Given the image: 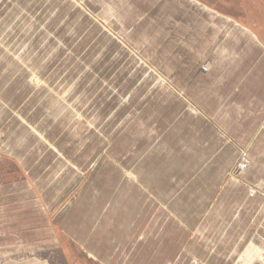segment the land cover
<instances>
[{
  "label": "rangeland",
  "instance_id": "1",
  "mask_svg": "<svg viewBox=\"0 0 264 264\" xmlns=\"http://www.w3.org/2000/svg\"><path fill=\"white\" fill-rule=\"evenodd\" d=\"M107 21L121 23L125 30L112 28ZM252 34L264 37V0L5 1L0 7V184L14 185L16 191L5 187L2 196L16 192V210L25 202L30 204V209L25 208L28 212L44 206L62 244L76 242L68 233L95 249L107 243L112 249L100 252L106 254L105 260L116 253L110 263L123 264L122 246L131 243L126 264H163L155 242L146 251L137 240L146 225L157 231L152 223L156 201L142 211L145 202L136 199L128 179L133 177L124 168H135L147 179V188L156 191L153 176L160 166L173 168L170 164L181 162L180 156L157 153L156 139L148 140L154 136L150 131L157 119L173 120L174 94L189 108L181 90L187 89L191 75L181 69L197 67L207 72L208 60L197 58L206 41L229 40L230 49L245 46L247 51ZM16 55L23 62L18 63ZM44 81L66 89L70 100L90 98L84 115L99 117V123L85 122L79 138L62 132L60 123L49 117L50 99L39 89ZM141 119L148 120V130L141 128ZM37 123L46 132L50 148H41L38 135L31 132L30 124ZM147 140V154L131 153ZM132 155L136 158L126 161ZM251 161L248 147H239L223 182H241L249 195L264 198V178L245 177ZM201 169L196 173L205 174ZM164 185V191L171 190L167 182ZM129 229L132 238L124 242ZM115 231L118 234L110 241L109 232ZM43 236L37 233L35 238ZM82 249L81 256L74 250L69 260L60 248L5 253L20 260L36 255L49 264H108ZM226 253L197 251V258L176 257L168 263L247 261L242 251L237 254L242 258L239 263L236 256L230 259ZM253 264H264V260Z\"/></svg>",
  "mask_w": 264,
  "mask_h": 264
},
{
  "label": "crops",
  "instance_id": "2",
  "mask_svg": "<svg viewBox=\"0 0 264 264\" xmlns=\"http://www.w3.org/2000/svg\"><path fill=\"white\" fill-rule=\"evenodd\" d=\"M5 1L0 0V5H4ZM107 22L112 28L125 30L121 23L115 25L112 21ZM216 39L221 38L216 36ZM228 41L221 39L205 42L204 50L197 58L208 60L207 72H199L197 67L181 69L191 75L187 89L181 90L189 108L180 95L174 94L177 106L173 110V120L168 122L157 119L151 128V135L154 136H149L148 140L153 142L156 139L157 153L180 156L181 162L170 164L173 168L160 164L162 168L160 166L159 172L153 176L156 191L147 188V179L144 180L135 168H124L133 177L128 179L132 182L136 199L145 202L142 211L145 213L148 203L156 201L152 223L157 231L150 230L149 225H146L139 232L137 240L141 250L146 251L151 248L149 243L155 242L158 257L164 261L163 264L165 261L169 264L176 257L177 260L181 257L187 260L189 256L197 258V251L206 254L216 250L228 252L226 256L230 259L236 256L237 263L242 259L237 255L239 251L247 259L245 263L240 261L242 264L264 260L256 256L249 262L246 255L248 250L254 253L253 248L264 253V238L261 236L264 235V198L249 195L241 182H223L225 173L238 154V148L246 146L252 156V163L245 177L264 178V37L261 39L252 34L247 51L245 46L242 50L238 47L230 49ZM21 59V55H16L18 63L23 62ZM39 89L45 91V98L48 96L50 99L49 117L60 123L62 132L75 134L79 138L85 131V122L94 126L99 123V117L84 115V108L91 106L90 98L70 100L66 89L45 81ZM62 94L65 95V102L58 101ZM68 104L76 109L67 108ZM12 107L16 111V106ZM145 120L139 122L142 129L148 130V120ZM22 121L27 122L25 119ZM30 129L38 135L41 148L47 145L50 148L46 132L39 129L38 123L30 124ZM148 140L139 150L134 149L131 153L135 156L147 154ZM135 156L126 157V161ZM200 167H203L201 171H205V174L196 173ZM177 170H180L179 173ZM164 181L171 190L164 191ZM5 187L16 191L14 185L5 182L0 184V264H49L46 258H38L36 255L20 260L16 259V255L6 256L5 252L11 255L20 250L47 252L59 248L66 253L64 256L68 260L74 250L78 257L81 256L82 248L92 251L89 255L100 262L107 260L106 254L100 253L112 249L106 247L107 243L95 249L93 244L81 243L68 233L67 236L76 242L62 244L54 235L53 223L46 208L42 206L39 210L28 212L25 208L30 209V204L25 202L23 206L19 204L22 209L16 210V192L11 197H3ZM132 231L129 229L124 232V242L132 238ZM37 233H44V236L35 238ZM117 234V231L109 232V240ZM122 247L120 257L123 258V264H126L128 257H131L128 251L133 249L131 243H124ZM115 255L111 254L109 262H106L111 264V260L117 258Z\"/></svg>",
  "mask_w": 264,
  "mask_h": 264
},
{
  "label": "bare ground",
  "instance_id": "3",
  "mask_svg": "<svg viewBox=\"0 0 264 264\" xmlns=\"http://www.w3.org/2000/svg\"><path fill=\"white\" fill-rule=\"evenodd\" d=\"M111 1V0H110ZM110 5V4H109ZM112 5V4H111ZM93 7V6H92ZM110 7V6H109ZM108 8V7H107ZM118 10V9H117ZM116 10V11H117ZM104 11V10H103ZM106 11V10H105ZM106 13H107V11H106ZM96 15V14H95ZM217 22V21H216ZM21 54V53H20ZM20 58V57H19ZM21 61H22V59H21ZM23 66V65H22ZM37 71V70H36ZM34 77H36L35 75H34ZM31 82V81H30ZM59 102H65V100L63 99V94L62 95H60V100H58ZM68 107H71V106H69V105H67V108ZM71 108H73V109H75L74 107H71ZM252 250V249H251ZM253 250H254V253L253 252H251L250 250H248V252L246 253V255H247V257H248V260H249V262L251 261V260H253V259H255V257L257 256L258 258H264V253H263V251H261V250H259V249H257V248H253ZM246 264H248V263H246Z\"/></svg>",
  "mask_w": 264,
  "mask_h": 264
}]
</instances>
